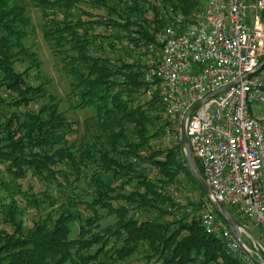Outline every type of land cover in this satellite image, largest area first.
<instances>
[{
	"label": "trees",
	"instance_id": "16d2710c",
	"mask_svg": "<svg viewBox=\"0 0 264 264\" xmlns=\"http://www.w3.org/2000/svg\"><path fill=\"white\" fill-rule=\"evenodd\" d=\"M29 1L75 109L94 110L86 123L95 132L78 142L79 123L61 111L38 53L26 46V4L0 0V264H248L206 232V193L182 141L167 145L170 119L158 94L146 96L148 46L173 14L196 22L201 6ZM60 198V213L44 216Z\"/></svg>",
	"mask_w": 264,
	"mask_h": 264
},
{
	"label": "built area",
	"instance_id": "2783aa9c",
	"mask_svg": "<svg viewBox=\"0 0 264 264\" xmlns=\"http://www.w3.org/2000/svg\"><path fill=\"white\" fill-rule=\"evenodd\" d=\"M195 1L196 22L173 14L148 46L146 96L162 101L170 148L187 132L211 188L200 210L206 232L256 264L254 258L264 261V240L244 224L241 244L215 206L231 207L264 235V0Z\"/></svg>",
	"mask_w": 264,
	"mask_h": 264
},
{
	"label": "rangeland",
	"instance_id": "374dc122",
	"mask_svg": "<svg viewBox=\"0 0 264 264\" xmlns=\"http://www.w3.org/2000/svg\"><path fill=\"white\" fill-rule=\"evenodd\" d=\"M27 6V15L31 19V26L29 28V36L25 40L26 46L32 47L37 53L39 60L42 62V75L44 79L49 81V92L55 95L60 101V109L65 113L68 119L76 121L80 125L79 141H82L89 132H95V128L90 130L87 128V121L94 115L92 108H86L83 110L75 109L77 99L73 97L72 89L70 86V79L62 69V63L55 58L49 45L44 40L43 36V20L41 18L40 11L34 7L29 0H23ZM27 66V65H25ZM184 198V197H183ZM64 199L60 198L55 207L47 206L45 210L46 215L55 216L59 214V208L62 206ZM232 210L231 207L227 206ZM28 219V218H27ZM29 222V221H28ZM247 230L255 236L257 239L264 240V235L257 229L251 222L244 221ZM75 235L78 230V224L74 225Z\"/></svg>",
	"mask_w": 264,
	"mask_h": 264
},
{
	"label": "water",
	"instance_id": "95a60500",
	"mask_svg": "<svg viewBox=\"0 0 264 264\" xmlns=\"http://www.w3.org/2000/svg\"><path fill=\"white\" fill-rule=\"evenodd\" d=\"M263 66H264V61H263V63H262L260 68H262ZM199 105H200L199 103L196 104L195 106H193L188 111V113L186 115V119L189 118L192 115V113L197 109V107ZM182 145H183L184 154H185L187 162H188V166H189L190 170L192 171V173L194 174V176L196 177V179L199 181V183L203 187V189H204V191L206 193V196L209 199L210 196H211V188L207 184L205 178L202 176V174L197 169L196 159L194 158V156L192 154L189 138H188L187 132L185 130H184V132L182 134ZM215 208H216V211L227 222V224L229 225L231 230L234 232L236 238L240 241L241 244H243L244 241H243V237H242V234H241V231H240V225L238 224L237 220L234 218V216L232 215L230 210L223 204H217L215 206ZM254 261L257 264H264V261L259 260L257 258H254Z\"/></svg>",
	"mask_w": 264,
	"mask_h": 264
}]
</instances>
